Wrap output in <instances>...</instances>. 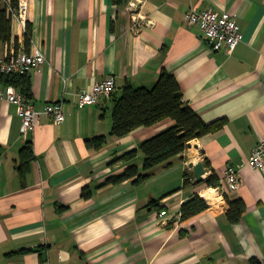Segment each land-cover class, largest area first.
I'll return each instance as SVG.
<instances>
[{
	"label": "crops",
	"instance_id": "0c3cea01",
	"mask_svg": "<svg viewBox=\"0 0 264 264\" xmlns=\"http://www.w3.org/2000/svg\"><path fill=\"white\" fill-rule=\"evenodd\" d=\"M192 8L229 12L243 41L232 53L216 50L187 23ZM28 22L29 46L14 21L0 55L14 45L41 47L47 61L31 71L36 108L63 100L66 119L56 124L43 115L24 136L16 105L0 102V264L264 263V167L247 164L264 137V0H30ZM162 69L176 76L184 101L207 123L224 126L191 140L145 182L102 185L131 164L143 170L142 152L120 157L176 125L167 118L110 134L114 96L127 82L153 87ZM108 77L116 79L113 94L79 108L77 92ZM98 135L107 136L104 146L89 148ZM30 140L36 157L23 178L17 166ZM191 162H203V179L216 174L219 185L233 166L241 184L222 191L197 183ZM84 189L92 195L85 198ZM195 193L208 208L179 218ZM225 195L246 203L239 222L230 221Z\"/></svg>",
	"mask_w": 264,
	"mask_h": 264
},
{
	"label": "trees",
	"instance_id": "16d2710c",
	"mask_svg": "<svg viewBox=\"0 0 264 264\" xmlns=\"http://www.w3.org/2000/svg\"><path fill=\"white\" fill-rule=\"evenodd\" d=\"M116 6L126 5L129 0H113ZM12 7L18 8L19 0H11ZM3 5V4H2ZM0 6V49L2 44L10 43L14 33V14L7 6ZM32 39V28L27 22L26 44L29 46ZM8 84L15 85L20 92L29 99H33L31 72L25 74L4 73L0 69V87ZM96 105V104H95ZM171 118L176 125L166 131L146 140L137 149H133L120 158L130 159L142 152L144 167L140 170L137 164H131L123 172L112 175L102 185L121 184L133 179L135 184L145 182L153 175V168L160 164L170 167L173 159L185 151L188 143L210 132L221 129L225 121L207 123L188 103L184 101V95L176 76L166 69H162L160 77L153 87H135L127 82L120 96L113 98L112 129L111 135L122 137L141 126H152L164 119ZM106 135H98L87 140L89 148L101 149L106 143ZM2 146L0 144V153ZM33 142H26L20 152V162L17 169L24 178L31 169V163L35 160ZM189 179L186 184H189ZM197 183H206L209 187H217L219 178L212 174ZM92 195L90 189H84L83 196ZM230 204L228 216L231 222H239L246 211V203L241 200L231 201L225 195ZM63 207H60L62 209ZM208 208L206 201L195 193L181 208V218L186 220ZM27 251V250H24ZM23 252V251H21ZM248 264H264L258 257H252Z\"/></svg>",
	"mask_w": 264,
	"mask_h": 264
},
{
	"label": "built area",
	"instance_id": "2783aa9c",
	"mask_svg": "<svg viewBox=\"0 0 264 264\" xmlns=\"http://www.w3.org/2000/svg\"><path fill=\"white\" fill-rule=\"evenodd\" d=\"M2 3L13 11L14 21L26 33L30 8L29 0H19L17 9L12 7L11 0H2ZM185 19L189 25L199 26L204 37L213 42L216 50L225 48L228 53H232L243 41L244 35L241 26L229 12L220 14L213 10L200 11L192 8L186 13ZM46 61L45 52L41 47L32 46L30 49H26L14 45L5 55H0V69L4 73L25 74L40 69ZM116 87V79L108 77L83 88L77 92L79 108L99 104L104 98L110 97ZM2 101L16 105L18 114L22 118L24 136L29 135L40 124L43 115L56 124H60L66 119L63 100L48 103L43 110H39L36 108L34 99H29L13 84L0 87V102ZM247 164L257 168L264 167V137L247 160ZM223 177L220 180L222 184L220 183L218 186L222 191H225V188H237L241 184L240 172L233 166L226 169ZM161 215H167V211L163 210ZM178 217L181 218V213ZM43 264L50 263L46 260Z\"/></svg>",
	"mask_w": 264,
	"mask_h": 264
},
{
	"label": "water",
	"instance_id": "95a60500",
	"mask_svg": "<svg viewBox=\"0 0 264 264\" xmlns=\"http://www.w3.org/2000/svg\"><path fill=\"white\" fill-rule=\"evenodd\" d=\"M190 167H192L194 169L197 180L199 182L202 181L203 180V174L205 173V166H204L203 162H198V163L191 162Z\"/></svg>",
	"mask_w": 264,
	"mask_h": 264
},
{
	"label": "rangeland",
	"instance_id": "374dc122",
	"mask_svg": "<svg viewBox=\"0 0 264 264\" xmlns=\"http://www.w3.org/2000/svg\"><path fill=\"white\" fill-rule=\"evenodd\" d=\"M29 2H30V0H29Z\"/></svg>",
	"mask_w": 264,
	"mask_h": 264
}]
</instances>
